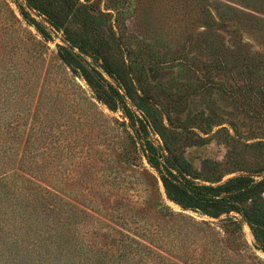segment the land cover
Returning <instances> with one entry per match:
<instances>
[{
  "label": "rangeland",
  "instance_id": "1",
  "mask_svg": "<svg viewBox=\"0 0 264 264\" xmlns=\"http://www.w3.org/2000/svg\"><path fill=\"white\" fill-rule=\"evenodd\" d=\"M81 1L89 6L93 15L105 14L122 44L125 58L135 60L138 66H147L145 44L150 39L155 40L159 52L161 42H169L175 47L169 53L175 54L183 38L189 39L190 34L206 30L200 14L208 8L216 19L209 31L221 34L225 40L245 42L259 53L257 58L264 69V0ZM19 4L25 6L24 0H0V174L3 175L0 264H73L63 259L64 255L59 256L62 249L56 250L48 243V234L32 229V206H38L32 192H44L42 186L55 188L52 191L63 200L62 214L77 217V230L88 241L94 238L91 232L108 234L104 240L107 241L117 240L119 231L140 234L148 228L154 230L157 221L153 218L155 213H149V204L150 198L157 197L163 198L173 210L182 211L198 222L205 220L222 233L221 220L225 215L216 218L182 209L167 198L159 179L157 188L129 171L135 169L134 166L121 165L126 167L125 176L115 170L119 169L117 162L122 146L128 145L121 112L110 109L82 78L63 66L57 52V45L63 44L61 33L48 30V36L43 37L21 18ZM25 9L43 22L35 10ZM177 57L152 70L148 76L155 102L162 107L185 94L180 103L184 113L187 110L207 112L208 106L214 104L234 111L233 105L242 104L231 118L244 132L245 139L234 142L235 154L228 158L230 148L223 143L225 132H216L221 125L209 128L204 122L199 123V127L187 124L178 128L177 134H168L167 140L172 142L175 156L182 155L190 163L192 172L198 176L197 182L208 183L205 179L210 177L211 166L206 160L223 164L214 174L220 176V182L241 174L256 179L262 177L264 146L257 150L244 144L264 142V73L259 74L256 93L244 94L239 90L225 93L228 85L220 70L211 67L213 62L206 54L192 52ZM188 66L195 67L194 81L190 84L184 74ZM233 76L235 80L229 90L241 84V79ZM213 81L225 88L212 87ZM169 86H172L171 91L165 92ZM248 104L254 109L246 113ZM248 125L251 129L246 132ZM174 136L177 139L172 141ZM143 162L148 168L145 160ZM109 174L119 178L109 180ZM21 216L25 217V222L21 219L19 223ZM162 225V229H170L164 233L168 237L162 242L164 248H169V253L184 262L193 263L192 254H197V250L185 243L177 245L172 224ZM242 233L247 247L240 253L228 251L232 261L217 264L264 262V253L247 224L243 225ZM62 237L71 239L65 229ZM101 238L97 237L96 247L101 246L98 241ZM35 247H40V252ZM176 248L183 250L173 251ZM69 258L82 262L77 257ZM56 261L59 263H54Z\"/></svg>",
  "mask_w": 264,
  "mask_h": 264
},
{
  "label": "trees",
  "instance_id": "2",
  "mask_svg": "<svg viewBox=\"0 0 264 264\" xmlns=\"http://www.w3.org/2000/svg\"><path fill=\"white\" fill-rule=\"evenodd\" d=\"M24 4L25 6L19 4L18 7L21 18L27 25H33L43 37L48 36V30L61 33L63 44L57 45V52L63 66L82 78L95 96L110 109L121 112L128 145L122 146L117 162L119 169L115 170L123 172L122 176H125L126 167L121 165L134 166L136 168L129 171L135 172L138 179L149 180L153 186L157 185L159 179L167 198L182 209L216 218L225 215L221 220L220 234L207 221L198 222L182 211L173 210L163 198H150L149 213L152 215L154 212L153 220L157 221L154 230L148 228L140 234L119 231L117 240L110 238L107 241L104 240L108 238V234L91 232L94 238L88 241L86 237L82 238V234L77 230V217L69 218V214H62L63 200L52 191L55 188L42 186L44 192H32V198L38 203V206H32V229L48 234V243L56 250L62 249L59 256L64 255L63 259L73 264H188L169 253V248H164L162 242L164 238H168L164 233L170 229H162V223L172 224L171 230L176 233L177 245L180 243L183 246L185 243L197 250V254H192V264L231 262L228 251L240 253L247 247L242 233L244 224L249 226L264 253V175L256 179L241 174L220 182V176L214 174L223 164L206 160L211 166V170H208L210 177L205 179L208 183L197 182L195 179L198 176L192 172L190 163L182 155L175 156L171 148L172 142L167 140L169 133L177 134L178 128H184L187 124L199 127V123L204 122L209 128L221 125L216 132H225L223 143L230 148L228 158L233 157L236 149L234 142L240 143L245 139L244 132L239 130L237 122L231 118L234 115L232 113H236L242 104L233 105L234 111L216 107L214 104L208 106L207 112L187 110L184 113L180 103L185 94L179 100L165 103L161 107L153 99L149 90L151 84L147 82L152 70L155 71L157 67L176 60L178 54L186 56L199 52L212 60L211 67L220 70V75L228 85L225 93L239 90V93L253 94L258 87L256 82L260 80L259 74L264 73L257 58L259 53L243 41L225 40L221 34L209 31L216 19L212 10L207 8L200 14V19L205 21L206 30L197 31L195 35L190 34L189 39L183 38L174 51L175 54L169 53L175 48L169 42H161L159 52V47L154 45L155 40L150 39L145 44L147 66H138L135 60L125 58L122 44L113 30V25L105 19V14L93 15L85 2L24 0ZM25 7L35 10L43 22L33 17ZM194 71V66L184 69L188 84L194 81ZM234 74L241 79V84H238L236 89L229 90L230 83L235 80ZM213 86L219 89L223 85L213 81ZM171 89L172 86H169L165 92H170ZM251 108L253 105L248 104L245 112L248 113ZM178 115L181 118H178ZM224 124L228 127L223 126ZM250 129L251 125H248L245 131ZM155 135L158 138H154ZM176 139L174 136L172 141ZM244 146L261 150L264 142L259 140L252 144L245 143ZM144 160L148 168L144 165ZM112 174L107 175L109 180L119 178L111 176ZM96 176L97 174L94 178ZM2 179L3 175L0 174V182ZM21 219L25 222V217L21 216L19 223ZM73 219L76 222H72ZM64 229L71 235V239L62 237ZM97 237H102V241L98 239L100 247L95 246ZM186 239L196 246L192 247ZM39 249L40 247L37 248L38 251ZM176 249L173 251L183 250ZM178 253L185 255V252ZM69 256L77 257L82 262H75ZM243 264L264 262L247 261Z\"/></svg>",
  "mask_w": 264,
  "mask_h": 264
}]
</instances>
